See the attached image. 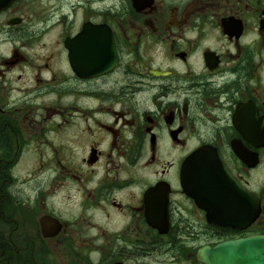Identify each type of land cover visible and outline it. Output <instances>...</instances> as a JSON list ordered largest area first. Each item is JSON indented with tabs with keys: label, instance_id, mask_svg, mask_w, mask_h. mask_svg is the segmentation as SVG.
Here are the masks:
<instances>
[{
	"label": "flooded vegetation",
	"instance_id": "flooded-vegetation-1",
	"mask_svg": "<svg viewBox=\"0 0 264 264\" xmlns=\"http://www.w3.org/2000/svg\"><path fill=\"white\" fill-rule=\"evenodd\" d=\"M255 237L264 0H0V264Z\"/></svg>",
	"mask_w": 264,
	"mask_h": 264
},
{
	"label": "water",
	"instance_id": "water-1",
	"mask_svg": "<svg viewBox=\"0 0 264 264\" xmlns=\"http://www.w3.org/2000/svg\"><path fill=\"white\" fill-rule=\"evenodd\" d=\"M79 41V38L76 42ZM203 264H264V237L229 241L200 252Z\"/></svg>",
	"mask_w": 264,
	"mask_h": 264
}]
</instances>
